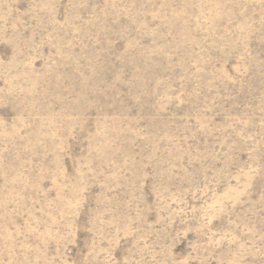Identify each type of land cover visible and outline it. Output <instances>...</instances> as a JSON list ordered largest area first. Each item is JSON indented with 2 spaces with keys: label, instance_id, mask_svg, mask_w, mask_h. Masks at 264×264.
<instances>
[{
  "label": "rangeland",
  "instance_id": "obj_1",
  "mask_svg": "<svg viewBox=\"0 0 264 264\" xmlns=\"http://www.w3.org/2000/svg\"><path fill=\"white\" fill-rule=\"evenodd\" d=\"M0 264H264V0H0Z\"/></svg>",
  "mask_w": 264,
  "mask_h": 264
}]
</instances>
